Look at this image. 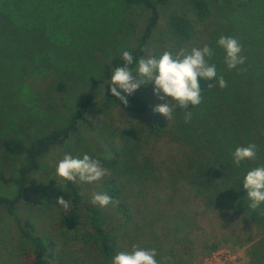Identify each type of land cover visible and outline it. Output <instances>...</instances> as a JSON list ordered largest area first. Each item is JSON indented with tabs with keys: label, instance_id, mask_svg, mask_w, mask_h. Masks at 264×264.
Returning <instances> with one entry per match:
<instances>
[{
	"label": "trees",
	"instance_id": "obj_1",
	"mask_svg": "<svg viewBox=\"0 0 264 264\" xmlns=\"http://www.w3.org/2000/svg\"><path fill=\"white\" fill-rule=\"evenodd\" d=\"M106 1L0 0V184L15 188L13 197H0V207L14 220L28 245L19 251L24 264H63L64 253L58 251L57 243L23 228L17 209L42 159L79 132L94 100V84L70 111L65 124L35 134L6 131L5 107L21 93L20 83L26 82L32 65L40 71L46 93L67 94L70 85L65 79L46 81L53 52L49 51L64 46L60 36L63 22L68 31L95 33L90 25L92 16ZM117 1L122 9L120 18L125 19L133 10L132 14L143 21L139 29L138 23H129L128 30L122 34L119 30L116 37L119 43L129 38L126 51L133 57L129 67L134 69L137 61L147 56L148 44L161 22L158 9L167 0ZM233 3L246 20L228 34L217 31L208 36V29L215 26L211 0H185L181 12L166 18L167 31L177 48L211 47L214 55L206 59L216 66L217 78L222 76L227 82L225 88H208L211 81L198 78L201 103L188 106L191 117L187 120L186 110L178 107L168 120L153 112L156 100L141 91L126 97L127 106L122 104L110 94L107 83L112 71L124 66L122 55L99 56L102 73L95 84H103V107L130 116L152 115L155 123L135 130L141 139H136L133 129L121 136L123 141H135L142 162L136 172L142 184L135 197L130 202L122 198L128 188L118 178L108 177L100 183L98 193L112 197L110 204L123 220L120 225L112 226L102 207L90 202L92 196L82 194L83 183L78 179L64 181L70 195L69 206L61 214L64 243L78 246L73 254L75 264H112L121 252L123 238L132 248L155 249L158 264L193 263L227 246L245 247L248 264H264V204L251 210L242 186L249 170L264 166V0ZM99 23L107 26L105 21L96 20ZM221 36L240 43L245 57L242 65L227 69L224 51L216 44ZM250 143L257 146L256 158L234 166L233 151ZM109 152L111 157L100 159V165L113 170L123 155L113 145ZM9 159L19 160L15 175L5 167Z\"/></svg>",
	"mask_w": 264,
	"mask_h": 264
},
{
	"label": "rangeland",
	"instance_id": "obj_2",
	"mask_svg": "<svg viewBox=\"0 0 264 264\" xmlns=\"http://www.w3.org/2000/svg\"><path fill=\"white\" fill-rule=\"evenodd\" d=\"M185 0H167L165 6L159 7L161 22L147 47L146 58H159L165 51L175 54L179 49L167 31L166 18L172 12H181ZM214 2L215 19L208 29V36L220 31L228 34L234 27L239 29L245 19L242 11L233 3L234 0H211ZM96 10L92 16L90 25L95 33L88 34L81 29L68 31L63 27L60 34L64 46L58 50H50L49 60L50 72L46 81L65 79L69 82L70 88L67 94L57 95L50 90L46 93L43 87V78L38 68L32 65V71L27 73V80L21 85V93L13 98V104L5 107L4 115L8 117L9 125L6 131L12 129L20 135L35 134L40 130L49 127L60 126L66 123L71 110L75 109L80 100L85 96L91 84H94V100L89 108L85 119L81 122L80 130L72 136L65 144L48 153L41 161L40 168L33 175L32 184L28 187L25 197L17 209V219L23 228L31 233L49 238L57 243L58 251H63L61 256L63 264H75L73 254L78 252V246L65 244L64 224L61 219L62 212L66 209L56 204L57 197H63L70 201V195L57 185L55 179V168L64 155H71L73 158H82L84 154L99 162L100 159H109L110 147L116 146L123 155L122 161L112 170L101 167L105 175L98 181L83 183L82 194L93 196L100 191V183L108 178L115 177L126 183L128 190L122 194L123 199L134 198L137 190L141 187V180L136 177L140 162L138 148H135V141H123L122 135L129 134L133 129L136 139L142 135L135 130L143 125L149 127L155 123L151 116H130L123 111L116 109H105L103 107V84H95L102 73L99 64V56L105 58L122 55L128 49L129 38L118 42L116 37L119 33L128 30L127 25L140 28L143 21L132 14L133 10L120 18L122 12L117 0H107ZM139 19V20H138ZM96 20L106 22L105 27L96 24ZM120 27V28H119ZM112 28L113 30L111 31ZM227 31V32H226ZM61 32V31H60ZM28 66L23 69L25 72ZM39 72V73H37ZM34 78V79H33ZM35 82L36 87L32 82ZM33 89V90H32ZM141 91L148 97L154 98L157 105L163 101L153 95V85L150 82L136 90ZM159 102V103H158ZM19 160L9 159L5 165L7 171L15 175L16 166ZM19 165V164H18ZM135 176H134V175ZM15 193L12 185L0 184V197L11 198ZM69 203V202H68ZM109 223L112 226L120 225L123 220L115 212V206L108 204L102 207ZM28 247L25 240L15 227L14 220L9 217L5 210L0 207V264H24L21 249ZM121 251L131 252L132 247L127 239L123 238ZM189 264H248L245 247H223L217 252L203 258L197 259Z\"/></svg>",
	"mask_w": 264,
	"mask_h": 264
},
{
	"label": "clouds",
	"instance_id": "obj_3",
	"mask_svg": "<svg viewBox=\"0 0 264 264\" xmlns=\"http://www.w3.org/2000/svg\"><path fill=\"white\" fill-rule=\"evenodd\" d=\"M216 44L224 51V63L228 70L244 63L245 57L241 55L242 47L235 38L221 36ZM213 55V49L208 45L201 48L193 47L191 50L181 49L175 54L165 51L158 59L140 58L133 69L129 67L133 64V57L128 51H124L122 53L124 66L112 71L107 81L108 90L113 97L127 106L126 97L151 82L153 95L163 101L152 110L168 120L172 117L174 108L186 110L189 105L197 106L201 103L199 79L211 81L207 85L208 88L216 85L220 88L227 87V82L222 76L217 78L216 66L209 64L206 59ZM212 81H215V84ZM190 117L191 112L186 110L185 120ZM256 150L257 146L254 143L237 147L232 153L233 165L239 167L242 161L254 160ZM104 175L105 170L89 155L73 158L66 154L56 165L54 180L63 191H66L64 181L78 179L81 183H92L100 180ZM242 186L250 202L248 207L255 211L264 204V166L249 170L243 177ZM68 202L69 200L65 201L63 197L56 198V204L63 208H68ZM90 202L105 207L112 202V197L107 193H95ZM155 257V249H140L133 245L131 252L117 253L113 257L112 264H158Z\"/></svg>",
	"mask_w": 264,
	"mask_h": 264
}]
</instances>
